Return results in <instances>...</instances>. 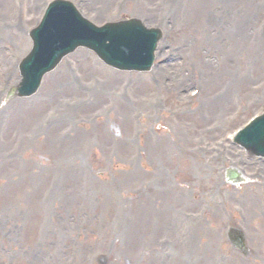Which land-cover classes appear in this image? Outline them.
<instances>
[{"label": "rangeland", "instance_id": "obj_1", "mask_svg": "<svg viewBox=\"0 0 264 264\" xmlns=\"http://www.w3.org/2000/svg\"><path fill=\"white\" fill-rule=\"evenodd\" d=\"M43 1H40L35 11L42 6ZM73 1L81 5L83 13L95 24L104 21L102 19L106 15L101 20L95 19V0ZM253 1L259 12L255 14L254 21L248 22L245 13L250 5L253 6ZM103 2L108 8V15L113 4L119 2L125 7L121 14L123 18L144 17L147 25H158L163 30V44L168 43L174 49L173 57L168 58L163 65H170V74L161 78L166 88L152 84L150 87L158 88L151 90L153 92L147 96L137 97V102L134 98L137 89L149 87L147 83H151L155 71L165 61L166 54L157 57L158 61L163 60L151 75L116 73L90 60L91 55L87 54L85 59L65 62L56 73L49 76L59 80L61 76L56 75L59 72L64 76L63 81H58L57 84L52 82L50 86L47 78L46 86L33 100L17 103L12 101L5 106L12 109L14 114V110L17 111L13 116L16 125L0 123L4 139L9 135L6 138L9 140L8 144L5 148L2 145L0 149V184L1 180H5L4 188L7 189L5 200L0 202V221L4 218L8 222L7 228L16 230L17 234H25L22 242L24 247H13L16 258L13 264H61L63 261L71 264L65 260L66 254L62 253L63 248L59 246V242L64 241L62 238L44 234L45 238L39 244L37 234H40L43 221H33V218L40 217V211L43 218L54 214L55 226L63 227L60 225L65 224L68 234L70 215L85 218L83 230L81 225H77L75 234L80 235L83 245L80 264H93V255L101 257L102 264H264V227L261 224L252 225L249 221L246 214L249 207L245 200L235 198L232 189L224 185L223 178V189L227 190L215 194L212 189L210 193L201 183L196 186L193 176L196 147H200L208 155L209 149L214 148L213 141L216 138L264 108V31L261 27L264 21V0H229L228 3L219 0L221 3H217L215 10L222 19L219 22L214 18L215 27L207 26L204 30L205 37L220 41L219 47L223 42L225 48H228L218 51L204 44V38L197 33L199 22L195 28L188 29L182 21L180 14L183 15L187 10L185 22L191 15L184 0H101L100 4ZM12 5L14 3L9 0L10 18L7 19L0 4V18L3 20L1 25L8 34L3 33V40L0 42V99L8 90L5 86L13 85L18 78L15 68L11 71L14 76H9L11 52L22 57L30 47L22 32L27 33L38 15L29 10L31 6L26 0L17 1L16 11L15 7L12 10ZM171 6L175 8L172 9ZM7 20L18 22V36L8 33L5 26ZM222 20L226 28L228 24L240 26L237 30L238 37L235 34L234 38L222 34V40L219 38L222 33L220 27H224ZM155 21L161 24H154ZM258 28L262 33L259 38L261 42L252 46L251 32L256 30L257 33ZM235 39L240 40L239 49L242 53L245 52L241 59V56L239 59H235L234 55L230 56L235 54L236 48L233 49L232 43ZM14 47L18 52L14 51ZM251 52L254 57L248 56ZM209 57H215L218 61L220 59L221 68L217 69L215 66L218 61L206 62ZM247 57L250 58L249 61L246 60ZM178 59L185 62L190 72L196 59L201 65L209 67L210 73L205 76L199 75L198 70L193 71L200 87H205L206 94L203 92L193 109L187 110L190 112H184L185 108L181 104L173 106L171 102L181 101L182 97L178 92L186 95L193 82L192 75L189 77L176 73ZM233 67L238 72L234 79L230 74ZM220 74L222 75L219 76ZM171 75L184 78L183 82L180 78L178 86L172 85ZM70 76L74 81L68 86L64 85L69 82ZM127 90H130L129 94L126 93ZM172 92L174 100L171 98ZM211 94H220L217 99L223 105L217 111L211 110L207 105L205 110L202 109L203 104L210 102L208 100L211 99ZM156 96L167 100L159 101L161 111L172 112L175 108L177 114L160 115V118L152 115V102ZM186 100L185 98V103ZM22 102L24 103L17 105ZM237 108L239 115H235ZM147 111L150 112L148 120ZM133 114H141L146 120L143 123L141 143H137L138 146L134 149L129 142L133 132L130 124ZM46 118L53 123L50 132L44 130L47 128ZM125 120L126 126H121V121ZM159 122L164 123L163 129H158ZM218 124L222 126L216 131L215 126ZM18 137L25 139L26 147L23 155L18 156L15 163H10L8 150ZM221 146L230 147L224 137H221ZM234 150L237 152L234 147L224 150V157L231 165H235L233 161L238 158L237 153L233 154ZM140 153L143 154V160L139 158ZM12 155L15 156V152ZM198 159L197 165L201 168L202 159ZM215 165L211 163L210 166ZM74 168H78L77 177L71 174L75 180L68 184L66 178ZM89 168L92 169L91 172ZM212 177L218 187L217 182H221V179H218L219 176L216 179L214 176L211 179ZM210 181H205V186L210 185ZM54 185L57 186L59 195L57 202L51 206V213L48 210V197ZM164 190L167 191L166 197L160 196ZM45 191V198L41 202V194ZM192 192L196 201L189 207L191 201L186 202L187 198L184 197L192 196ZM96 195L97 206L93 209L89 205L87 208L86 197ZM155 196L163 199L158 205L153 202ZM111 198L109 212L105 213ZM176 199L182 203L184 200V204L189 207V210H185L190 212L205 211L210 206L206 210L208 217L201 218L203 222L199 220L200 222L194 223L190 230L182 226L177 231L178 220L173 215L180 206L174 204ZM207 202L211 205H206ZM260 204L263 205L261 201ZM226 208L234 216L233 224L246 231L248 238H253V244L249 241L251 252L248 257H242L231 249H224L219 237V223L221 218L225 220L229 216ZM258 210L262 212L260 215H257ZM254 215L264 219V211L257 204ZM4 229L5 227L3 231ZM2 237L4 235L0 232V249L1 246L11 248L7 240H1ZM7 237L8 242H12V239V243H16L13 234L10 233ZM73 245L79 247L80 243L74 241ZM19 250L23 251L21 256ZM0 255L3 254L0 252ZM5 263L11 264L9 260H5ZM94 264H99V261Z\"/></svg>", "mask_w": 264, "mask_h": 264}, {"label": "bare ground", "instance_id": "obj_2", "mask_svg": "<svg viewBox=\"0 0 264 264\" xmlns=\"http://www.w3.org/2000/svg\"><path fill=\"white\" fill-rule=\"evenodd\" d=\"M35 2H37L38 0H34ZM101 0H95V3L97 5H95V17L97 19H99L100 16H102L106 10V6L103 2V4H100ZM221 1V0H220ZM225 3H228L229 0H222ZM217 3H221L219 2V0H194V2L192 3V5L189 8V11L191 13V15L187 18V23H186V27L188 29H193L197 26L198 22L200 23V27L197 31L198 34H201V36L204 38V30L207 26H212L215 27V19H217V12L215 10V6L218 5ZM258 7L256 6L255 2L253 1V6H249V11L248 14L251 15L252 20L254 19L255 14H257V12H259V9H257ZM205 14H207V16H205ZM215 18V19H214ZM204 44L210 48H213L215 50H217L219 47L212 45L211 43L213 42L212 40H208L206 38L203 39ZM244 54L241 55L240 59L242 58ZM249 57H254L252 55V52L248 54ZM236 59V56H235ZM247 61L250 60V58H246ZM202 67H204V72L206 70V73H210L209 72V67L208 65H202ZM232 79H234V77L237 74V68L233 67V71L230 73ZM222 74H220L219 76H221ZM232 82V81H231ZM224 87H222L223 89ZM230 87H226V89H229ZM213 95H211V101L208 103V105H210L212 108H218L221 105H223L220 101L216 100L213 98ZM220 94H218L217 97H219ZM222 97V96H221ZM122 124L125 126L126 125V121H123ZM75 142V141H74ZM6 145V143L4 142L3 147ZM257 193H254L252 195V193L248 190L245 191V195H246V200L249 201V213L251 215H253L254 209H253V205L254 203L257 204V200L255 199H259L258 195H260V191L256 190ZM141 229H143L140 226ZM41 242V240H40ZM44 244H46V242H44Z\"/></svg>", "mask_w": 264, "mask_h": 264}]
</instances>
